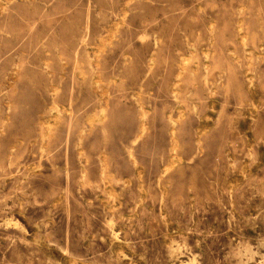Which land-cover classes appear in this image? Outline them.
Here are the masks:
<instances>
[{"label":"rangeland","instance_id":"obj_1","mask_svg":"<svg viewBox=\"0 0 264 264\" xmlns=\"http://www.w3.org/2000/svg\"><path fill=\"white\" fill-rule=\"evenodd\" d=\"M0 264H264V0H0Z\"/></svg>","mask_w":264,"mask_h":264},{"label":"bare ground","instance_id":"obj_2","mask_svg":"<svg viewBox=\"0 0 264 264\" xmlns=\"http://www.w3.org/2000/svg\"><path fill=\"white\" fill-rule=\"evenodd\" d=\"M129 13V12H128ZM172 16H174V15H172ZM177 16V15H176ZM178 17V16H177ZM122 20V19H121ZM194 21V20H193ZM197 21V20H196ZM239 42V41H238ZM241 43V42H240ZM263 48V47H262ZM259 49V48H258ZM98 57V56H97ZM63 58V57H62ZM77 63V62H76ZM186 65V64H185ZM82 78V77H81ZM84 80V79H83ZM82 80V81H83ZM56 95V94H55ZM58 108V107H57ZM59 109V108H58ZM100 116V115H99ZM96 117V116H95ZM100 123V122H99ZM50 125V124H49ZM182 158V157H181ZM37 169H40V168H37ZM35 172V171H34Z\"/></svg>","mask_w":264,"mask_h":264}]
</instances>
